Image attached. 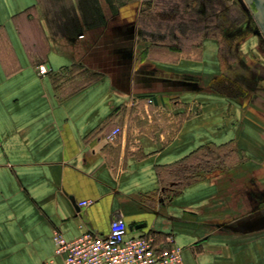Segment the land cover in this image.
Returning a JSON list of instances; mask_svg holds the SVG:
<instances>
[{
	"label": "crops",
	"instance_id": "crops-1",
	"mask_svg": "<svg viewBox=\"0 0 264 264\" xmlns=\"http://www.w3.org/2000/svg\"><path fill=\"white\" fill-rule=\"evenodd\" d=\"M145 1L0 0V264H65L55 230L118 217L184 264H264V55L224 34L149 53Z\"/></svg>",
	"mask_w": 264,
	"mask_h": 264
},
{
	"label": "built area",
	"instance_id": "built-area-1",
	"mask_svg": "<svg viewBox=\"0 0 264 264\" xmlns=\"http://www.w3.org/2000/svg\"><path fill=\"white\" fill-rule=\"evenodd\" d=\"M47 72L45 64L38 66L39 74ZM121 133L122 129L115 126L107 138L114 142ZM88 204V200L78 202L79 206ZM166 239L169 246L159 248L152 236L130 234L126 222L119 217L110 221L106 234L88 230L74 239H67L58 230L52 234L54 253L63 255L65 264H184L181 248L172 244L171 236Z\"/></svg>",
	"mask_w": 264,
	"mask_h": 264
},
{
	"label": "flooded vegetation",
	"instance_id": "flooded-vegetation-1",
	"mask_svg": "<svg viewBox=\"0 0 264 264\" xmlns=\"http://www.w3.org/2000/svg\"><path fill=\"white\" fill-rule=\"evenodd\" d=\"M180 2H182L183 8H180ZM219 2L221 3V0H191L187 3L180 0L175 3L176 6L175 4L174 6L165 4L164 8L170 13L172 11L181 13L186 9L198 13H207L209 18L211 17L214 21L205 25V31L212 30L215 34H224L230 39H234L233 43L236 48L239 46V39H245L244 37L248 35L252 36L256 40L257 48L264 55V0H229L227 6L214 10L213 6ZM156 3L155 0L149 3L151 11H155ZM225 17L228 18L226 23L220 21ZM263 80H255L254 82L255 84H264ZM217 84L228 92L234 93L235 85L233 82L225 83L218 79Z\"/></svg>",
	"mask_w": 264,
	"mask_h": 264
},
{
	"label": "trees",
	"instance_id": "trees-1",
	"mask_svg": "<svg viewBox=\"0 0 264 264\" xmlns=\"http://www.w3.org/2000/svg\"><path fill=\"white\" fill-rule=\"evenodd\" d=\"M163 7L164 6L161 8L164 10L161 12L149 11L143 13V18L147 17V20L144 21L142 18L140 21L141 26L139 28V34L149 42L147 47L149 53H151L152 50L160 49L176 57V55L180 53H188L190 50L199 47L200 41L204 35H217L212 32V30L205 31V25L214 21L211 17L209 18L207 13L196 12V14L193 15H183L185 11L191 13L192 10L186 9L181 13H175L173 11L170 13ZM151 18L153 20H151ZM227 19L228 18L225 17L220 19V21L226 23V21H228ZM208 153L209 154L205 157L209 158L210 156L212 160L215 159V157H224L222 156L223 150L218 147Z\"/></svg>",
	"mask_w": 264,
	"mask_h": 264
},
{
	"label": "rangeland",
	"instance_id": "rangeland-1",
	"mask_svg": "<svg viewBox=\"0 0 264 264\" xmlns=\"http://www.w3.org/2000/svg\"><path fill=\"white\" fill-rule=\"evenodd\" d=\"M157 3V7L155 8V11H157V12H161L162 10H164V9H162L161 7L162 6H165V4L167 5H173L174 6V4L175 3H178L180 0H155ZM191 0H186V1H184V3L186 2H190ZM180 4H181V6H180V8H183V4H182V2H180ZM227 4H229V0H221V3L219 2V3H217L216 4V6H213V9L215 10H219V9H221L222 7H224V6H227ZM177 4H175V6H176ZM149 4H147V2L145 1V2H142L141 3V9H143V12L142 13H145V10L146 11H150L151 12V10H150V8H149ZM164 8V7H163ZM141 13V14H142ZM193 14H196V11H194V10H192L191 11V13L189 12V11H185L184 13H183V15H193ZM141 17L139 18L140 20H139V24H140V21H141V19L143 18V16L142 15H140ZM143 20L145 21V20H147V19H144L143 18ZM142 20V21H143ZM151 20H153L152 18H151ZM149 22V21H148ZM150 24H151V22H150ZM202 35V34H201ZM162 55H166L167 57L169 56H173V55H171L170 53H168L167 51H164V53H161ZM251 54H253L252 52H251ZM152 55L154 56V57H157V52H155V53H152ZM256 57V60H261V57L262 56H255ZM237 63H235L234 64V67H232L229 71L231 72H233V74L236 76V79H238V82L239 83H241L243 80H245L246 79V81H249V80H251V76H252V73L253 72H257V74H259V70H257L258 68L257 67H254V68H252V67H250L249 65H247L246 64V61H244L242 58L241 59H239L238 61H236ZM252 62H253V60H252ZM260 62V61H259ZM255 65V64H254ZM229 71L227 72V74L229 73ZM231 75V74H230ZM232 76V75H231ZM217 79V78H216ZM175 119H173V121L171 122V124H174V125H176L177 124V121H174Z\"/></svg>",
	"mask_w": 264,
	"mask_h": 264
}]
</instances>
